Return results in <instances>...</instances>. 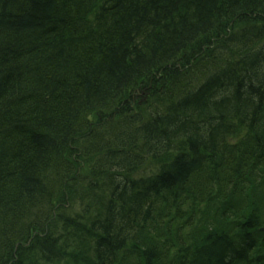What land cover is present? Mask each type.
<instances>
[{
  "label": "trees",
  "instance_id": "16d2710c",
  "mask_svg": "<svg viewBox=\"0 0 264 264\" xmlns=\"http://www.w3.org/2000/svg\"><path fill=\"white\" fill-rule=\"evenodd\" d=\"M264 0H0V264H264Z\"/></svg>",
  "mask_w": 264,
  "mask_h": 264
},
{
  "label": "rangeland",
  "instance_id": "374dc122",
  "mask_svg": "<svg viewBox=\"0 0 264 264\" xmlns=\"http://www.w3.org/2000/svg\"><path fill=\"white\" fill-rule=\"evenodd\" d=\"M261 202H263V203H264V200H262Z\"/></svg>",
  "mask_w": 264,
  "mask_h": 264
}]
</instances>
